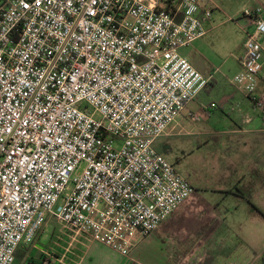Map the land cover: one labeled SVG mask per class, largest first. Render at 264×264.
<instances>
[{
	"label": "built area",
	"instance_id": "2783aa9c",
	"mask_svg": "<svg viewBox=\"0 0 264 264\" xmlns=\"http://www.w3.org/2000/svg\"><path fill=\"white\" fill-rule=\"evenodd\" d=\"M213 10L211 0H0V264H15L49 219L66 254L98 243L133 260L138 238L193 196L155 145L209 84L180 49L207 34ZM244 15L247 26L231 19L245 35L232 83L264 118V8Z\"/></svg>",
	"mask_w": 264,
	"mask_h": 264
},
{
	"label": "crops",
	"instance_id": "0c3cea01",
	"mask_svg": "<svg viewBox=\"0 0 264 264\" xmlns=\"http://www.w3.org/2000/svg\"><path fill=\"white\" fill-rule=\"evenodd\" d=\"M211 1L214 10L212 19L205 23L207 34L180 49V54L209 79V84L187 105L183 116L170 126L157 146L163 152L169 151L163 147L164 140H183L193 147L200 139L203 141L197 146L212 142L219 145L220 136L224 139L219 142L225 148L226 157L236 158L235 162L227 161L229 170L221 175L220 187L200 189L191 183L195 188L193 196L156 231L138 238L131 251L133 260L98 243H77L66 254V243L54 246L57 234L54 232L49 246H39L40 234L33 245L21 248L29 250L27 264H41L46 258L44 252L51 248H55L56 256L49 264H264V118L248 95L232 83L242 70L245 35L231 21L237 19L242 26L249 25L251 18L244 11L264 8V0ZM207 5L206 1L202 4L203 8ZM174 6L179 22L181 7ZM216 12L221 16H215ZM228 30H233L232 36ZM258 91L259 94L264 91V78L259 82ZM189 112L199 115L201 120L192 121ZM215 126L220 130H215ZM172 149L169 155L174 154ZM149 236L152 237L147 240ZM143 243L146 250L155 244L152 257L143 258V251H138Z\"/></svg>",
	"mask_w": 264,
	"mask_h": 264
},
{
	"label": "rangeland",
	"instance_id": "374dc122",
	"mask_svg": "<svg viewBox=\"0 0 264 264\" xmlns=\"http://www.w3.org/2000/svg\"><path fill=\"white\" fill-rule=\"evenodd\" d=\"M226 10L227 6L224 5ZM215 16H221L219 12L215 13ZM223 19V18H222ZM233 30H228L229 34L231 35V32ZM226 32H222V36ZM232 36V35H231ZM235 37V36H233ZM259 92V91H258ZM96 117L99 119L101 118L100 115H96ZM215 130H220L219 126H215ZM219 141H222L220 136L218 137ZM159 141V140H158ZM156 142V145L158 143ZM164 145L167 148H169V151H160L165 156L171 154L173 151V147L175 149L173 155H169L170 158L168 159L173 162L176 171L183 177H185L187 180H189L191 183H193L198 188H207V189H214L220 187L221 182V175L225 174L229 169H227V161L235 162L236 158L233 155L231 158H227L225 148H221V144L219 141H217L216 145L214 142H212L209 145H201L197 146V143L202 142L203 140H198L199 142H196L193 147H189L183 140H164ZM157 149V147H156ZM158 150V149H157ZM165 150V149H164ZM231 151H235V147L231 149ZM169 153V154H168ZM73 186L70 185L68 188V192L72 190ZM45 231V232H44ZM61 231V226L57 223V221L53 219H49L48 223L43 227L41 232V242L39 243V246H49L51 244L50 241L52 238V234L57 233L55 236V240L57 239V235ZM152 236L146 237L149 240ZM145 239V238H144ZM54 240V242H55ZM146 240V241H147ZM53 244V243H52ZM155 246V244H154ZM153 246V248L145 249L144 243L143 247L140 248L138 251H143V258L145 256L152 257L151 254H154L156 252V248ZM106 252H109L113 254V252L109 249H105ZM29 250L27 248H23L19 251L20 256L17 258L16 264H27L26 263V256L29 253Z\"/></svg>",
	"mask_w": 264,
	"mask_h": 264
},
{
	"label": "trees",
	"instance_id": "16d2710c",
	"mask_svg": "<svg viewBox=\"0 0 264 264\" xmlns=\"http://www.w3.org/2000/svg\"><path fill=\"white\" fill-rule=\"evenodd\" d=\"M157 145H158V143H157ZM157 145H155L156 147H157V149H158V146ZM21 249H19L18 250V252H17V258L20 256V253H19V251H20ZM31 264V263H30Z\"/></svg>",
	"mask_w": 264,
	"mask_h": 264
}]
</instances>
